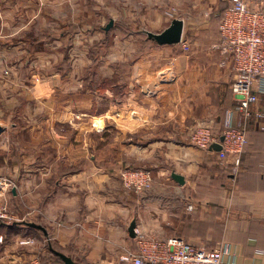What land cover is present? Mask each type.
<instances>
[{"label": "crops", "instance_id": "obj_1", "mask_svg": "<svg viewBox=\"0 0 264 264\" xmlns=\"http://www.w3.org/2000/svg\"><path fill=\"white\" fill-rule=\"evenodd\" d=\"M228 5L0 0V178L15 183L0 206L27 207L78 264L137 251L132 221L136 233L228 244L223 264H264V93L249 117L236 109L234 71L216 46ZM175 18L189 54L148 38ZM228 113L247 130L236 173L191 141L201 124L221 133ZM127 167L149 169L151 188L127 189ZM18 216L0 221L7 240L24 227ZM19 248L0 244V264L19 260Z\"/></svg>", "mask_w": 264, "mask_h": 264}, {"label": "built area", "instance_id": "obj_2", "mask_svg": "<svg viewBox=\"0 0 264 264\" xmlns=\"http://www.w3.org/2000/svg\"><path fill=\"white\" fill-rule=\"evenodd\" d=\"M222 37L217 49L221 55L220 65L230 64L234 71L232 96L236 109L244 117L251 114V106L257 103L259 93H264V0H229L219 23ZM185 52L191 50L188 41L182 37ZM223 137V140H221ZM191 141L201 149L209 150L214 143L221 144L218 158L222 163L230 160L236 173L247 145V130L236 126L232 114L228 113L222 135L214 133L210 125L201 124L194 128ZM124 186L129 190L142 191L151 188L153 175L146 168L127 167L120 172ZM15 186L9 177L0 178V195ZM189 208H192L190 205ZM2 209V208H1ZM4 210V209H3ZM16 221L0 212V219ZM21 221H24L21 220ZM26 221V220H25ZM34 239L23 241L31 244ZM137 251H130L121 257L128 264H223L230 252V245L221 243L215 249L194 245L179 235L157 236L137 231ZM28 264L42 263L35 258Z\"/></svg>", "mask_w": 264, "mask_h": 264}, {"label": "rangeland", "instance_id": "obj_3", "mask_svg": "<svg viewBox=\"0 0 264 264\" xmlns=\"http://www.w3.org/2000/svg\"><path fill=\"white\" fill-rule=\"evenodd\" d=\"M182 47V46H181ZM191 51V50H190ZM189 51V52H190ZM182 52L185 54H189V52H185L182 47ZM4 135V134H3ZM7 141L9 140L10 136L6 135L4 137ZM122 171V170H121ZM120 171V172H121ZM0 197H4L3 195H0ZM2 208V209H1ZM4 209V210H3ZM0 212H4L7 217L14 218V216H18V219L26 220V221H34V222H40L41 219H37L35 215L31 216L29 209L25 207L23 209V212L21 213H15L10 208H7L6 205L0 206ZM34 214V213H33ZM7 220L6 218H2L3 221ZM20 220V221H21ZM8 221V220H7ZM23 228L20 229V232L15 236H10L11 239L7 240L4 234H0V244H11L14 243L16 245H19V250H21L20 259L17 260L15 263H9V264H28L33 259L37 258L41 260L42 263H50V264H63V261L59 259V257L53 253L50 249V242H52L51 235L46 236L42 230L37 228H29L26 225ZM28 239H34L33 243L31 244H23L22 242ZM3 242V243H2ZM57 247H60V245H56ZM79 253L78 251L73 252V254ZM123 255H121L122 257ZM119 264H123L120 258ZM126 264V263H125ZM128 264V263H127Z\"/></svg>", "mask_w": 264, "mask_h": 264}, {"label": "water", "instance_id": "obj_4", "mask_svg": "<svg viewBox=\"0 0 264 264\" xmlns=\"http://www.w3.org/2000/svg\"><path fill=\"white\" fill-rule=\"evenodd\" d=\"M113 25V22L111 21L107 26L106 29L108 30L111 26ZM183 31H184V20L181 18H175L172 20L171 24L165 28L163 31L159 33H154V32H147L148 38L155 41L156 43L160 45H166V44H179L182 41L183 37ZM1 130V126H0ZM221 140H223V137H221ZM211 150H221V144L220 143H214L211 148ZM173 178L183 184L185 182V178L177 173L172 174ZM24 225H27L32 228H37L42 230L46 234V229L43 225L36 223L34 221H21ZM129 233L131 237H136V221H132V223L129 226ZM56 255H58L62 261L63 264H78L72 257L59 252V251H54Z\"/></svg>", "mask_w": 264, "mask_h": 264}, {"label": "trees", "instance_id": "obj_5", "mask_svg": "<svg viewBox=\"0 0 264 264\" xmlns=\"http://www.w3.org/2000/svg\"><path fill=\"white\" fill-rule=\"evenodd\" d=\"M228 7V6H227ZM227 7L225 8V10L227 9ZM225 10L222 12V14L220 15V20L222 19V17H223V14H224V12H225ZM223 131V130H222ZM214 133L216 134V135H218L219 137L222 135V132L221 133H217V132H215L214 131ZM0 221H3L2 219L0 220ZM4 222V221H3ZM50 249H51V251L54 253V251H59V252H62V253H65L66 254V251H64V250H62L60 247H57L54 243H53V241L52 242H50ZM207 249H210V250H212V249H215V247L214 248H207ZM58 256V255H57ZM59 257V256H58ZM59 259H61L60 257H59ZM62 260V259H61Z\"/></svg>", "mask_w": 264, "mask_h": 264}]
</instances>
